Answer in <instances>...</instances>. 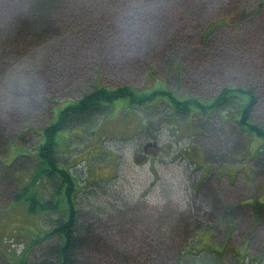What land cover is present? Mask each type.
<instances>
[{
	"label": "rangeland",
	"instance_id": "374dc122",
	"mask_svg": "<svg viewBox=\"0 0 264 264\" xmlns=\"http://www.w3.org/2000/svg\"><path fill=\"white\" fill-rule=\"evenodd\" d=\"M257 1L82 0L81 10V1H59L70 11L67 30L9 61L0 79V171L18 155L24 154L14 170L22 161L31 163L42 141L43 126L54 122L68 102L89 94L97 85L169 89L178 98L193 95L201 100H210L224 85L252 87L257 101L250 120L264 129V6L249 19L244 12L238 13L252 10ZM24 2L0 0L1 30L7 31L9 20L24 11ZM233 13V23L237 22L233 27L225 25L204 34L212 21ZM8 35L0 37V55L14 47L4 43ZM6 60L0 64L2 70ZM152 100L153 104L140 109L135 105V110L114 102L107 118L97 117L85 128L65 131L58 139V157L72 171L78 163L75 157L87 158L76 168L82 169L86 184H77L73 195L76 208L89 215L85 223L80 219L84 226H91L85 235L91 237L96 228L108 244L103 248L102 241L90 242L101 255L99 261L160 264L167 255L168 261L176 258L180 242L186 241L183 248L189 252L200 237L198 244L223 243L221 258L229 264L238 258L235 251L240 256L248 253L249 258L255 255V264H264V212L257 226L251 209L243 206L230 229L224 220L217 221L230 204H264V159L254 158L262 139L240 130L228 116L236 111L234 103L225 104L223 111L190 118L197 128L193 130L185 128L182 118L175 128L169 103L156 96ZM125 109L133 113L128 119L136 122V131L125 133L127 138L102 141L105 131L124 133L122 125H129ZM151 142L162 149L157 157L143 150ZM98 146L107 148L109 155L93 154ZM5 179L0 178V254L5 252L6 257L10 250L3 236L11 234L16 239L14 250L10 248L15 251L43 229L48 231L55 220L49 214L29 213V203L11 204L21 184L10 180L12 190L6 192ZM44 191L43 186L37 189L40 199L48 197ZM27 192L30 198L34 196ZM199 210L208 212L209 222ZM198 211L204 220L198 225L213 226L204 227L208 238L186 228L187 217ZM114 247L121 252L116 253ZM102 250L109 256L101 254ZM196 254L192 264H203Z\"/></svg>",
	"mask_w": 264,
	"mask_h": 264
},
{
	"label": "trees",
	"instance_id": "16d2710c",
	"mask_svg": "<svg viewBox=\"0 0 264 264\" xmlns=\"http://www.w3.org/2000/svg\"><path fill=\"white\" fill-rule=\"evenodd\" d=\"M59 1L62 0H27V2H24V11L9 20L6 25L7 31L1 30L0 28V37L12 33L11 36L8 35L4 43L14 46L11 47V52L9 51L7 55L3 51L1 52L0 64L7 59L5 61L7 65L3 70L0 68V79L7 70L9 61L18 58V56H22L28 52L30 47H38L50 38L60 36L67 30V15L70 11L68 7H63ZM73 2L74 4L80 2L79 10L83 8L84 3L82 0H73ZM263 6L264 0H258L252 10L242 9L239 10L238 13L244 12L243 14L248 15L247 19H249L256 11L259 12ZM233 17L234 13L212 21L206 27L204 34L209 35L211 31L222 28L225 25L227 27H233V25L237 23H233ZM53 19L56 20L54 21ZM160 90L161 92H158L157 89L143 91L139 88L135 90L128 84L118 85L112 88L97 85L89 94L87 93L81 98L68 102V104L58 112L57 119L54 120V122L43 126L40 136L42 141L37 146V152L34 159L31 160V165H29L28 162L22 161L19 167H17L18 169L14 170V165L17 163V160H20L18 159L19 157H17L11 165L3 167L2 171H0V178H7L5 179L7 187H4L6 192L12 190L10 180L18 179L21 184L10 200L11 204L29 203V213L40 216L47 214L52 215L55 220V225L48 231L43 229V232L34 235L26 244L20 241L19 243H23V248L19 252L11 251V249L14 250L11 246L14 245L13 243L16 239H14L11 234L3 236L4 238H11L8 240L11 242L6 241L7 244L5 247L10 250V254L8 253L6 257L5 252L2 255L3 257L0 254V264H83V259L86 261L84 264H112V261H109L110 259L108 261H104V259L103 261H99L98 256L101 255L96 254L98 253L96 250L94 252V249H92L93 244L90 242L95 239L96 241H102V243L104 242V248L108 246L105 242L106 239L104 237L101 239L97 235L96 228L94 229V233L92 232L93 234L91 237L85 235L90 234L88 233V229H91V226H89L88 223L84 226L83 223L80 222V219L85 223L87 221L86 217L88 218L89 215L87 213L82 215L80 210L76 208L77 196L73 195L75 186L77 184H86L85 179L82 177V173L79 172L82 169L78 170L76 168L79 163L87 161V158L83 159L84 157L82 156H80V158L75 157L74 159H78V163L75 164L76 168L73 167L75 169L72 171L70 169L71 166L63 165L65 161L61 163V159L58 157L59 153L56 150H60L58 139L63 138V133H65V131L73 132L77 128H85L97 117H103V119L107 118V112L115 104L114 102H123L126 104L127 108L131 107L133 109L134 106L137 105L140 109L141 106L144 107L143 105L153 104L157 99L153 101V96L159 97V101L163 99L170 104H168L167 108L173 118H176L175 120L177 123L175 128H177L179 119L182 118V124L187 125L185 128L189 127L193 130L197 128L194 127V123L190 121V118L201 115L204 116V114H209L215 110H219V112L223 111L225 104L234 103L236 111H234L233 114L230 113L228 116L232 117L233 122L238 124L240 130L247 131L249 134L252 133L256 137L262 139L263 144L259 147V151L255 157L257 158V156L261 155L259 161L264 159V129L262 126H257L250 120V116L252 115L257 101L254 88L224 85V88L210 98V100H201L193 95H186L182 96V98H178L173 95L172 90ZM130 112V109L124 110V118L129 122V125L125 128L122 125L124 133H129L137 129L136 122L133 121V118L132 120L128 119L130 116H133V113ZM60 131L62 132L59 134ZM0 137L3 138V134L1 135L0 133ZM98 148L99 150H94L93 154L104 151L103 146H98ZM112 158L113 157L110 155L109 159L111 163H113ZM67 164H70V162ZM85 164L86 162L84 165ZM112 173L113 170L110 174ZM7 180H9V182ZM41 186L44 187V192H47L48 197L46 199L39 198V194L42 193L37 192V189H41ZM27 190H30L34 196L30 198ZM252 204L253 205H249L248 203H240L237 205L230 204V206L224 208L221 212L222 215L219 216L217 221L224 220L227 225L226 227L230 229L231 226L238 222L239 217L236 214L242 211H240V208L243 206L251 209L250 212L253 215V221L255 226H257L263 221L262 212H264V204H259L257 201H254ZM206 205L210 207L214 206L211 202H206ZM199 211L201 212V210ZM199 211L191 217H187L188 222L186 228L189 229V227H192L193 231H198V233H202L208 238L210 235L209 233H204V227L208 226V228H212L213 226L212 224H207L204 227L198 225V223L203 224L201 222L204 220L209 222L210 219L207 211L201 212L205 219H200ZM249 234L250 233L247 235ZM196 239L194 248L189 250V252L184 251V242H186L184 240L178 245L179 249L176 258L168 261L170 255H167L161 258L160 264H192L191 259L194 260V257L197 255L196 253L200 256L199 261L203 264H229L221 258L224 246L223 243L217 246L213 242L207 240V242L198 244L201 238L196 237ZM248 240L250 241L249 238ZM87 243H90L91 246ZM244 245L243 243L242 246ZM113 250L115 252L117 250L121 252L120 248L115 249L114 247ZM84 252L87 253L88 256L85 254V257V255H83ZM115 252L110 254L113 256ZM101 254L109 256V254H106L103 250ZM235 255L238 256V258H236L233 264H255L256 260H258L254 254V256L250 255L251 258H249V254L246 252H243L242 256H240V254L235 251ZM81 257H83V259L78 261V258ZM125 262H128L127 257L125 258Z\"/></svg>",
	"mask_w": 264,
	"mask_h": 264
},
{
	"label": "bare ground",
	"instance_id": "6f19581e",
	"mask_svg": "<svg viewBox=\"0 0 264 264\" xmlns=\"http://www.w3.org/2000/svg\"><path fill=\"white\" fill-rule=\"evenodd\" d=\"M57 18V17H56ZM230 101V100H229ZM256 104V103H255Z\"/></svg>",
	"mask_w": 264,
	"mask_h": 264
},
{
	"label": "flooded vegetation",
	"instance_id": "af4514ba",
	"mask_svg": "<svg viewBox=\"0 0 264 264\" xmlns=\"http://www.w3.org/2000/svg\"><path fill=\"white\" fill-rule=\"evenodd\" d=\"M149 142V141H148Z\"/></svg>",
	"mask_w": 264,
	"mask_h": 264
}]
</instances>
